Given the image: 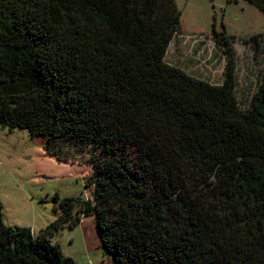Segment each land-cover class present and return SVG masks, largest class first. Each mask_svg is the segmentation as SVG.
Listing matches in <instances>:
<instances>
[{
    "label": "trees",
    "instance_id": "1",
    "mask_svg": "<svg viewBox=\"0 0 264 264\" xmlns=\"http://www.w3.org/2000/svg\"><path fill=\"white\" fill-rule=\"evenodd\" d=\"M178 34L175 0H0V125L93 167L38 235L0 202V264H77L52 238L90 216L113 264H264V75L240 97L223 34L222 83L192 76Z\"/></svg>",
    "mask_w": 264,
    "mask_h": 264
},
{
    "label": "rangeland",
    "instance_id": "2",
    "mask_svg": "<svg viewBox=\"0 0 264 264\" xmlns=\"http://www.w3.org/2000/svg\"><path fill=\"white\" fill-rule=\"evenodd\" d=\"M175 3L181 11V34L171 42L166 61L192 76L221 84L228 62L224 34L234 53L238 94L248 97L264 75V12L248 0ZM45 146L44 137L0 125V202L7 225L32 228L36 216L39 222L54 221L56 195L61 199L91 197L85 183L93 167L85 153L74 151L69 158L59 159ZM53 242L77 264H113L102 246L95 217L64 228Z\"/></svg>",
    "mask_w": 264,
    "mask_h": 264
},
{
    "label": "crops",
    "instance_id": "3",
    "mask_svg": "<svg viewBox=\"0 0 264 264\" xmlns=\"http://www.w3.org/2000/svg\"><path fill=\"white\" fill-rule=\"evenodd\" d=\"M55 218H56V216H55ZM37 221L38 220H37V216H36V218L32 224V228L30 227L35 235H38L40 233V231L45 227V225H48V223L52 222L53 219H48V222H45V220H42V222H39V221L37 222ZM37 225H41L40 227H42V228H40V230H39ZM53 238H52V241H53Z\"/></svg>",
    "mask_w": 264,
    "mask_h": 264
}]
</instances>
